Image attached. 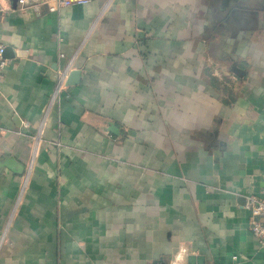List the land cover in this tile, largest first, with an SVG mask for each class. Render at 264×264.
<instances>
[{"label":"crops","instance_id":"crops-1","mask_svg":"<svg viewBox=\"0 0 264 264\" xmlns=\"http://www.w3.org/2000/svg\"><path fill=\"white\" fill-rule=\"evenodd\" d=\"M27 1L1 2L0 264H264V0Z\"/></svg>","mask_w":264,"mask_h":264},{"label":"built area","instance_id":"built-area-1","mask_svg":"<svg viewBox=\"0 0 264 264\" xmlns=\"http://www.w3.org/2000/svg\"><path fill=\"white\" fill-rule=\"evenodd\" d=\"M2 0H0V16L4 15L7 11L1 4ZM91 0H43L41 3L44 4L48 10V12H58L62 8H66L69 6H79L86 5L90 3ZM31 4L27 0H16V7L19 10H23L30 6ZM61 41V39H60ZM5 47L0 45V77L1 74L6 67L8 60L4 57ZM68 71L60 72L57 75V81L54 93L51 96V104L55 101L60 100V96L65 89L66 79H67ZM34 156H32L33 158ZM30 159L29 166L23 174V183L20 188V192L18 198L16 200V204L19 202L22 194L25 191L27 181L29 179V175L31 172V166L33 163V159ZM263 197L258 198L255 196H250L246 200L245 207L249 212L248 224L250 233L259 241V243L264 244V190Z\"/></svg>","mask_w":264,"mask_h":264},{"label":"water","instance_id":"water-1","mask_svg":"<svg viewBox=\"0 0 264 264\" xmlns=\"http://www.w3.org/2000/svg\"><path fill=\"white\" fill-rule=\"evenodd\" d=\"M13 2V4L15 5L16 0H11ZM4 57H6V50L4 52ZM233 73L240 77L242 74V70H240L239 68H237L236 66H234L233 69ZM79 79V73L78 71H72L69 73L67 79H66V86L68 85H72V84H76L77 81ZM7 163H9V167L11 168V170H13L14 172L18 173V174H22L23 172V166L17 164L14 162V160H9L7 161ZM187 264H203V258L201 256H193V255H189L187 257Z\"/></svg>","mask_w":264,"mask_h":264}]
</instances>
